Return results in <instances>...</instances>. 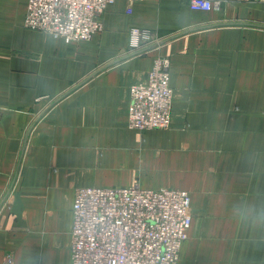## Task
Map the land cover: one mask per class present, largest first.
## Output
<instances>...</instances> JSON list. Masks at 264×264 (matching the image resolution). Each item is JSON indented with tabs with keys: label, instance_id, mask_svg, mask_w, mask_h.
Masks as SVG:
<instances>
[{
	"label": "crops",
	"instance_id": "obj_1",
	"mask_svg": "<svg viewBox=\"0 0 264 264\" xmlns=\"http://www.w3.org/2000/svg\"><path fill=\"white\" fill-rule=\"evenodd\" d=\"M117 0L66 42L0 0V264H70L75 190H185L178 264H264V0ZM131 7V13H127ZM158 43L130 51L129 30ZM170 60L168 130L128 129L129 87Z\"/></svg>",
	"mask_w": 264,
	"mask_h": 264
},
{
	"label": "built area",
	"instance_id": "obj_2",
	"mask_svg": "<svg viewBox=\"0 0 264 264\" xmlns=\"http://www.w3.org/2000/svg\"><path fill=\"white\" fill-rule=\"evenodd\" d=\"M116 1L25 0L23 26L66 42L89 41L103 31L102 15ZM217 5L212 0H189L194 11H208ZM158 41L148 29L129 30L130 51L143 52ZM169 67V58L157 56L145 78L130 85L128 128L143 131L171 124ZM191 223L190 195L185 190L148 189L138 183L77 188L70 264H178ZM11 263L7 256L4 264Z\"/></svg>",
	"mask_w": 264,
	"mask_h": 264
},
{
	"label": "rangeland",
	"instance_id": "obj_3",
	"mask_svg": "<svg viewBox=\"0 0 264 264\" xmlns=\"http://www.w3.org/2000/svg\"><path fill=\"white\" fill-rule=\"evenodd\" d=\"M171 64V63H170ZM170 68V67H169ZM148 72V71H147ZM146 76V75H145ZM169 76H170V79H171V73H170V69H169ZM145 78V77H144ZM171 86V84H170ZM172 88V87H171ZM173 90V89H172ZM172 104H173V99H172ZM171 113H172V107H171ZM170 127V125L167 127V128H164V129H152V130H143V131H138V130H134L138 133L139 137H141L140 139L141 140H145V138L143 137V134L145 135V132H149V133H156V132H162V131H166L168 130ZM130 130H133L131 128H128Z\"/></svg>",
	"mask_w": 264,
	"mask_h": 264
}]
</instances>
